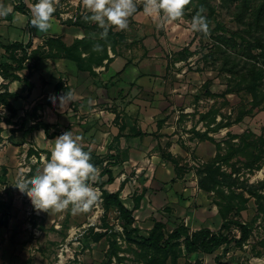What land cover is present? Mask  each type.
<instances>
[{"label":"rangeland","instance_id":"obj_1","mask_svg":"<svg viewBox=\"0 0 264 264\" xmlns=\"http://www.w3.org/2000/svg\"><path fill=\"white\" fill-rule=\"evenodd\" d=\"M18 1L0 0V4L12 12L13 5ZM226 1L228 0H211L216 14L208 34L205 35L192 31L191 19L185 17L164 28L158 27L159 21L146 16L142 3L137 0V11L129 18L128 28L114 31L124 37V41L117 48L116 56L136 60L146 57V72L153 78H159L156 82L160 84L155 83L154 88L139 93L122 85L124 88L118 89L115 94L108 83L111 80H102L101 76L91 75L102 88V91L97 93V110L89 107L80 109L82 106L77 104H68L62 110L59 104H56L55 110L48 109L47 104H35L30 108L31 111L22 118L25 128L28 129L41 121L50 125L49 134L61 135L65 131H72L74 136L83 138V150L105 160L102 166H98V178L91 183L98 195V201L83 214L73 215L71 211H65L49 215L37 212L26 194H22L14 186L18 177L29 178L33 167L42 169L44 162L50 160L51 152L40 147L47 138L55 139L57 136L51 138L46 135L44 128H41L35 137L36 142L31 143L35 148L12 153L11 156L17 161V168L23 169L18 170L21 175L18 172L11 176L12 184H7L5 171L0 169V211L3 212L0 221L6 224L0 228V262L3 258L10 260L14 257L13 250H7L4 245V242H7L6 245L10 246V239H6L2 234L4 229L8 231L11 221V229L15 227V230L24 234V240H18L23 241L25 252L23 253L20 247L18 250L23 253L24 259L28 260L26 264H108L109 246L114 240L123 250L120 252V256L124 258L121 264H142L134 253L137 247H130L125 242L123 225L117 210H104L102 187L111 193L120 192L124 205L134 211L135 227L141 230L142 235H147L155 221L164 222L168 232L181 224H185L191 231L203 228L214 232L220 230L222 219L211 197L200 191L196 175V169L200 165L216 156V144L199 140L192 130L200 133L206 131V123L202 121L201 115L211 110L220 114L217 123L221 122L222 118L233 122L244 110L240 107L241 104H247L244 101L250 100L243 92L223 97V92L230 84V77L222 72L220 61L214 64L210 57L207 59L215 42L212 31L218 25H223L229 31L226 32L228 36L231 31L240 30L236 20V5H228ZM36 2L37 0H26L29 12L31 5ZM256 4H252V8L256 7ZM86 14L82 0H58L52 28L47 33L56 34L67 28L80 29L67 22ZM16 15L19 16L18 13ZM24 22L22 17L11 21L0 17V38L5 41L20 40V28L24 26ZM97 28L98 31L80 30L85 36L99 38V27ZM135 30L136 35L133 34ZM34 46H41V43L38 42ZM27 64L29 67L26 69H34L32 62ZM115 77H112L114 82L118 80L114 79ZM10 84L9 80L0 75V92L6 87L9 90ZM157 90H161V93ZM208 92L216 97H209ZM9 117L8 110L1 106L0 121L3 129L10 128V125L5 124ZM146 118L151 120L150 122L158 120L157 132L144 133ZM14 119L13 122H17L13 123L14 125L23 124L20 119ZM139 121L145 122V129L141 131L144 135L134 137V134L142 130L139 128ZM247 130L264 136V104L259 110L246 116L241 123L211 133L210 136L216 142H224L228 139V132L242 134ZM146 137H150L149 140H146ZM146 141L151 147L147 154ZM174 161L178 164V172ZM103 167L112 170L116 178L113 184L107 185V177L101 176ZM247 178L250 183L264 180V164L260 171L252 176L248 175ZM119 181L121 184L117 190ZM148 183L149 189L158 192L161 189L165 193L158 198L155 209L146 208ZM122 184L124 186L120 189ZM5 185H8L7 189ZM138 200L140 206L135 209ZM255 214L256 206L254 200H251L248 211L243 213V220L252 221ZM105 232L107 235L97 241V234ZM232 234L240 235L236 229L232 230ZM263 242L264 221L259 220L249 243L242 249L233 246L226 255V260L233 264H264ZM222 250L213 255H186L179 259L178 264H216V256L220 255ZM257 252L262 254L261 257L256 255ZM112 264H118L116 258H113Z\"/></svg>","mask_w":264,"mask_h":264},{"label":"trees","instance_id":"obj_2","mask_svg":"<svg viewBox=\"0 0 264 264\" xmlns=\"http://www.w3.org/2000/svg\"><path fill=\"white\" fill-rule=\"evenodd\" d=\"M256 7L252 8V4ZM228 5H236V20L240 25V30L231 31L230 36L223 25H218L213 33L215 42L210 50L211 60L216 64L221 62L222 72L230 77V84L226 87L222 96L227 97L234 93H244L247 98V104L242 103L240 107L244 110L233 122L225 118L217 123L219 112L209 111L201 115L202 121L206 123L205 132H195L199 140L212 141L216 144V156L209 162L200 165L196 169L198 177V187L200 191L208 194L218 214L222 219V225L218 232L209 228H203L197 231H191L185 224H181L171 232L166 230V224L161 221H155L147 235H142L141 230L135 227L134 211L129 210L120 198V192L111 193L104 187L102 190L103 208L105 211L116 209L119 213V219L122 221L125 242L130 247H137L133 251L138 255L142 264H178L179 259L186 255L196 253L213 255L222 252L216 256V264H233L226 260V255L232 247L242 249L253 237L255 225L259 220L264 221V180L257 183H250L248 175L252 176L260 171L264 164V136H258L251 130L242 134H232L228 132V139L224 142H216L210 136L211 133H217L222 129L230 128L235 123H241L246 116H249L255 110H259L264 104V0H228ZM143 9V8H142ZM201 12L206 18L208 26H211L216 9L211 0H191L186 6L183 17L191 19ZM16 13L23 14L29 18V31L34 34V28L30 24L32 19L26 0H19L13 5V11L5 17L11 21ZM69 25L79 27L85 31L96 29V24L85 22L83 17L76 20H69ZM243 26V28H241ZM102 29L99 28V33ZM222 32V33H220ZM220 33V34H219ZM124 37L119 32L109 30L107 38L101 39L85 36L76 40L71 46L65 44L60 37H49L41 46L33 49V43L30 39L27 44L15 42L12 44H0V50L4 51L0 62V75L9 82L19 81L25 83L29 90L32 84L28 79L22 78L18 72L27 68V63L32 62L33 67L44 60L67 59L74 62L77 68L82 72H88L90 75H96L95 68L104 65L105 61H111L109 51L116 56V51ZM100 44L103 47L102 52L92 51L93 45ZM60 90L59 84L55 87ZM207 93V92H206ZM19 95L9 92L6 87L0 92V107H5L10 113V117L5 124L14 126L13 119L18 116L17 109L12 105L11 100ZM208 96L215 98V94L208 92ZM44 128L46 135L51 138L59 136L58 134H49L50 125L38 122L25 129V124H21L18 130L12 128L11 133L22 131L25 136ZM3 127L0 121V144L3 142ZM144 133L139 131L134 137H142ZM31 153V152H30ZM90 153V152H89ZM91 155V163L98 169L105 160ZM170 158V156H168ZM176 170L179 171L178 164ZM36 167H33L29 178L36 174ZM101 176L107 177V185L115 182L116 178L109 168H104ZM91 181L90 183H92ZM124 184L121 185L123 188ZM120 188V189H121ZM254 200L256 214L252 221H244L243 213L248 211L249 203ZM140 206L138 200L135 209ZM5 222L0 221V228L5 226ZM236 229L240 235L232 234ZM107 235L97 234V241ZM264 246V242L262 244ZM122 248L117 241H111L109 246L108 264H112L113 258H116L118 264L124 261L120 256ZM139 251V252H138ZM256 255L261 257V253Z\"/></svg>","mask_w":264,"mask_h":264},{"label":"clouds","instance_id":"obj_3","mask_svg":"<svg viewBox=\"0 0 264 264\" xmlns=\"http://www.w3.org/2000/svg\"><path fill=\"white\" fill-rule=\"evenodd\" d=\"M144 14L159 21L158 27L180 20L191 0H140ZM58 0H37L31 5L30 24L38 32L47 33L52 28ZM86 11L85 22L94 23L100 29L101 39H106L109 30L123 31L129 26V18L137 11V0H82ZM10 9L0 4V17H7ZM197 12L191 20V30L205 35L209 32L206 18ZM92 51L102 52L100 44L93 45ZM55 105L59 100L62 110L73 102V93L50 97ZM82 137L65 131L54 139L50 160L42 169H37L31 178L18 177L14 185L30 199L37 212L50 214L71 211L73 215L88 212L98 201V195L91 181L98 178V169L90 162L91 155L83 150Z\"/></svg>","mask_w":264,"mask_h":264},{"label":"crops","instance_id":"obj_4","mask_svg":"<svg viewBox=\"0 0 264 264\" xmlns=\"http://www.w3.org/2000/svg\"><path fill=\"white\" fill-rule=\"evenodd\" d=\"M16 14L13 17L14 20H16L17 17H22L25 20L24 26L20 28L22 29V31L20 30V32L22 33L20 40L5 41L4 38H0V44L8 45L15 42H22L24 44H27L31 39L34 49L37 47L34 46V44L40 42L42 45L43 41H45L46 38L60 37L65 42L66 45L71 46L76 40L85 37V34L82 30L80 29L73 30L72 28H67V30H61V31L59 30L60 32L56 34L53 33L38 34L36 29L34 28V34L31 35L29 31V18L20 13H18L19 16H17ZM136 32L137 31L135 30L133 34L136 35ZM129 53H131L130 50ZM3 54L4 51L0 50V62L2 60ZM109 55L111 61L109 63L108 61H105L103 66L95 68L94 70L96 73V77L101 76L102 80H111V82L108 83L109 86H112L111 88L114 90L113 93L115 94L118 93V89L121 90L124 88V86L128 89H131V91L134 90L135 93H139L140 91L150 90L151 88L155 87L156 85L155 83H159L156 82L159 78H153L149 76L148 72H146V57L138 60L130 59V58H125L124 56L121 55L115 56L111 51H109ZM27 67H29V64H27ZM18 75L22 78L28 79L29 82L32 84L31 90H29V87L25 83L19 81L11 82V84L9 85V92L16 93L19 95L17 98L11 100V103L18 111V116L16 117V119H20L21 122L23 121L22 118L26 116L27 112L31 111L32 109L31 107H34L35 104H47L46 107L48 109L55 110V106L56 104H59V100H57L56 104L54 105L50 100V97L52 96L59 97L65 94L66 92L73 93V102L69 104H77V106H82L80 107V109L81 108L85 109L89 107L92 110H97V108H99L96 105L98 104L99 101V96L97 95V93L99 91H102L100 84H97L94 81L90 73L80 71L77 68L76 64L70 60L67 59H61L57 61L44 60L38 65L37 68L34 69L32 68L30 71L29 69H25L23 71L18 72ZM112 77H115L114 79H118V80L114 82L112 81ZM58 84L60 86V90L56 91L55 87ZM104 85H106V82L104 83ZM160 91L159 93H161ZM150 118H152V116H150ZM14 120L15 119H13V121ZM150 121L151 120H147L146 118V130H144L145 122L139 121L138 122L140 126L139 128L142 129L140 131L144 130V133L145 131L146 133L157 132L158 120L156 119V120H152V122ZM13 123H17V122H13ZM141 124L143 126H141ZM20 126L21 124L20 125L15 124L14 126H9L10 128L8 130L4 129L2 134L3 142L0 144V166H1L0 169L1 170L4 169L5 176L8 179L7 180L8 185L13 183L11 181L12 180L11 176L15 175L20 170H23L17 168L16 166L17 161L14 160L13 157L11 156L12 153L13 152L17 153L18 151L21 150L28 151L31 147L35 148L34 146L31 145V143H33V141L36 142L35 137L38 131H35L27 136H25L22 131H17L15 134L11 133L12 128L18 130ZM149 138L150 137H146V140H149ZM136 139L139 138H134V140ZM43 144L44 145L41 147L39 145L38 146L43 150L47 149L51 152L52 147L54 146V139L47 138L46 141L43 142ZM150 148H151L150 143L149 142L147 143L146 141V154L150 151ZM21 174L22 173L19 172V175ZM120 184L121 181H119L117 184L118 187L117 190L119 189ZM8 185L7 186L5 185L6 189ZM148 185L149 183L146 185V188L148 189L145 197L146 208L149 207L151 209H155L154 206H156L157 204L156 202L158 198L160 199V197L162 195H165V193L161 189H159V192L149 189ZM125 189L126 186L123 189V191ZM2 213L3 212L0 211V215ZM16 222L17 221L15 220V223ZM6 230L7 229H4L2 234L3 236L6 237V239H10L9 240L10 246H12V248L9 246V244L6 245L7 242H4V245L7 248V250L8 249L13 250L14 257L12 256L10 260H6V258H3L0 264H26L28 260L26 258L24 259L23 257V253L25 252L23 251V248L25 247L23 241H19V240H24V234H21L19 231L15 230V227L14 229H11V221L8 227V231ZM15 240H17V242H14ZM19 247L21 248L23 253L19 252L18 250Z\"/></svg>","mask_w":264,"mask_h":264}]
</instances>
